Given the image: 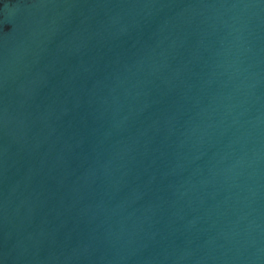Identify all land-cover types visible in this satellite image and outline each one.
Here are the masks:
<instances>
[{
  "label": "water",
  "instance_id": "95a60500",
  "mask_svg": "<svg viewBox=\"0 0 264 264\" xmlns=\"http://www.w3.org/2000/svg\"><path fill=\"white\" fill-rule=\"evenodd\" d=\"M0 264H264V0H0Z\"/></svg>",
  "mask_w": 264,
  "mask_h": 264
}]
</instances>
